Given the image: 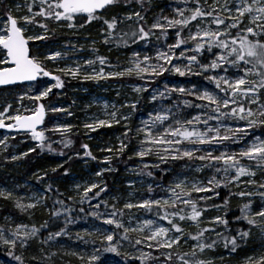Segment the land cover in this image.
Instances as JSON below:
<instances>
[{"label":"rangeland","instance_id":"obj_1","mask_svg":"<svg viewBox=\"0 0 264 264\" xmlns=\"http://www.w3.org/2000/svg\"><path fill=\"white\" fill-rule=\"evenodd\" d=\"M4 2L7 5V9L11 8L13 16L19 18L26 14V7H24L26 0H5ZM220 2L223 3V0H220ZM150 3L155 4L154 8L156 10L149 25L152 31L150 36H155L153 32L158 33L157 36L160 37L159 41L156 42V38L143 41L138 39L137 41L139 42L134 44L129 52H126L124 48L120 49L119 47L120 38L119 41L114 38L115 36H119L115 30H112L109 43H104L106 31L104 32L102 25L97 26L96 23H92L93 30L87 32L78 27L68 29L66 23L64 26H60L56 22L47 21L49 28L47 35L49 38L45 41H29V44L33 54L39 53L41 60H43L44 55L57 51L61 52L62 56L57 58V60H44V63L46 68L54 75L61 76L65 86L61 89L54 88L49 97L40 102L31 101L27 97L23 101H19L18 98L21 95L29 92L30 83L17 85L19 87H7L5 88V90L7 89L6 91L0 90V105H3L5 102L11 103L13 109L20 107L21 103L26 108L34 107L36 103H43L45 105V120L42 127L38 129L45 132L43 145L49 141L54 144H64L68 136L75 134H80L87 140L93 142L92 145L86 144L87 148L83 149L80 153L73 154L72 157L75 158L74 167L68 175L59 177L58 179L50 177L51 170L53 172L54 168H61L68 161L67 157H52V163L49 166L27 177L25 175L20 176V172L25 170L23 161L29 153L42 147L39 146L38 141L32 139L30 133L16 134L0 131V140L5 141L3 144H0V190L13 193L12 199L4 200L0 198V205L2 202L7 201L13 205V210L16 212V217L7 214L3 215L0 218V226L6 229L7 234L8 228H14L19 223L27 224L29 227L33 225L39 227L45 221H48V223L51 221H59L62 224L61 229H64V234L59 237H54L49 243L52 253H58L61 264H88L87 258L92 254L99 256V260L95 263L102 262L103 264H129L131 261H136L139 264H151L154 260L158 264H164L163 261L166 260L165 256L168 253H171L172 258L170 261L166 260L167 264H181L178 257L184 253H189V256H186L185 259L211 261V264H223L225 260L232 257L227 253V249L221 247L219 244L221 240H225L224 236L228 227L213 222L214 217L220 216L223 218L225 215V209L223 207L219 210L214 208L212 210L207 209L203 212L200 228L214 229V231L206 232L202 240L207 243L216 241V243L211 249H205L203 252L196 249V257H191V252L193 251L192 246L196 241L188 239L187 243H185V240L181 239L179 245H174L171 249L157 248L152 241H143L140 245H136V239L143 240V236L150 234L147 230L144 233L129 232V239L124 240L122 239L124 235L122 229H116L115 225H108L103 222L104 219L108 218V214L113 211V205L117 209H123L124 215L117 216L116 219L121 220L125 226L131 224V226L135 227L147 219L157 220L154 210L149 211L147 209L137 208L129 210L123 208L127 202L136 204L142 202L144 199H158L165 195L162 190L160 193L156 192L154 188L157 184L147 174L149 171L151 172L153 169L159 167L145 168L144 165L160 166L167 163H161L155 155L145 156L144 158L135 155L140 150V140L144 139L143 133L137 134L136 130L142 128L144 126L142 122L149 121L150 115L154 116L157 111L171 109L179 119L191 118L197 114L203 115V112L207 111L195 107H186L183 101H189L186 98L188 94L171 92L169 90L181 87L193 93L203 92L205 89L210 91L215 90V85L205 78L207 75H212L213 73L196 74L200 73L199 64H194L192 72H186L182 76L184 80L172 79V76H180L177 73L171 71L163 73V75H166L165 78L153 88H149L145 84V81H150L157 76H145L144 79H141L135 74H132L122 77L110 76L106 79L97 80L84 78L85 75L93 74V70L99 72L101 67L104 68L105 74L131 67V62L136 59L135 54L139 55L141 61H143L145 56H149L152 58L151 63H162V61L155 60L157 52H166L168 45L175 43V32L177 29L162 31L160 29H153L152 25L157 21L162 24L166 23L163 19L164 17H176L175 10L177 8L191 7L192 0H187V2L185 0H165L160 6L157 5V0H150ZM17 5L21 6L19 11H17ZM1 10L2 8L0 7V18L6 20L7 10L4 11L5 14ZM123 12L125 21L137 22V18L133 15L135 12H139L145 19V15L140 12V7H127ZM129 15H132L131 20L126 19ZM109 17L108 20H111L112 17ZM20 23L23 24V21L21 20ZM197 23L199 21H193L189 26L192 32L196 31ZM201 26L203 27V25ZM28 28L29 31L26 32V35L34 36L44 34V30L35 25H29ZM189 28L183 29L181 33L183 37H188ZM53 29L55 31H52ZM113 32H115V35H113ZM120 36H124V34H120ZM192 47L191 42L183 45L181 49L176 50V56L179 57L180 51ZM116 49L119 51L114 52ZM218 51L219 49H213V52ZM112 52H114L113 58L109 57ZM193 54L190 51L185 52V56ZM196 55L198 61L201 63H209L214 59L212 53L206 50ZM98 56L106 59L104 66L99 64L97 60ZM88 60L94 61L95 63L92 65L85 64V61ZM173 63L184 67L189 62L186 58H179L175 59ZM77 65L80 66L81 72L75 78L71 75L65 76L56 71L57 68H75ZM237 71L236 68H230L229 74L236 73ZM217 73L219 75L225 74L220 69H217ZM126 77H133L138 81H125L124 78ZM249 78L256 79V77ZM54 83L55 81H52L49 77H41L39 84H34L32 93L29 94H38L36 93V88L40 85L49 86ZM136 88L146 90L137 92L135 91ZM160 93H165V96L161 97ZM153 95L157 96L156 100H152ZM188 96L194 98L195 101H190L193 104L202 103L195 99V95ZM261 100L264 101V96L261 97ZM132 105L136 107L141 106L139 112L137 110L135 111L131 107ZM52 107L61 108L64 111L54 112L51 110ZM252 107L253 111H256L257 106L253 105ZM113 112L116 113L115 117L111 115ZM124 117H127V119H124ZM100 120H104L105 125L99 126L98 122ZM172 122L171 119L166 121L163 127H166ZM224 123L233 128L237 126L236 122L232 120H227ZM239 123L241 127L244 126V122ZM86 124H92L94 130L86 128ZM209 125L215 126L216 121H209ZM115 126L126 127L128 130L131 129L134 143L129 145L124 141L123 135L128 131L127 129H123V131L111 129L112 131L108 134L106 142L95 135L96 132H102V128H113ZM157 127L162 130V126L158 125ZM199 127L203 129L204 126L201 124ZM57 128L60 131H55ZM65 129L67 130L65 131ZM246 131L247 135L242 139L238 134L236 138L224 141L223 144L197 145L196 147L203 148L206 151H212L214 155H219L221 151L238 153L241 148L246 146V142L251 141L255 137L258 136L264 139V125H257L253 128L246 129ZM5 137H7L6 140ZM121 142L127 145L124 150L128 149L129 154L132 157H136L137 161L135 164L122 169L112 191L105 184L104 173H109L114 170L111 166V160L118 157V153L121 152L119 151ZM185 146L193 147L191 145ZM109 148L112 149L111 152L106 150ZM24 153H27V155H23ZM203 154L204 152H197L195 155L199 156ZM12 156L19 158L13 160ZM170 161L172 160L168 162ZM242 163L248 166L251 171L255 172V175L241 177V181L251 179L255 183H240L239 187H236L235 183L231 184L233 187L234 204L240 208L244 204H250L251 211L254 213L260 207L264 206V187H260L261 184H264V164L258 166L255 161H248L247 159L242 160ZM205 165L204 163H198L193 168H186V172L175 177L173 181L187 179L189 186L192 181L204 182L206 184L208 179L203 176ZM222 175L223 173H220L217 177L219 178ZM93 184L97 185V187L92 188L91 192L84 197L85 189L90 188ZM149 187L152 188V193H149ZM101 189L104 190L101 191ZM240 191L250 193V195L241 197L235 194ZM53 192H55L54 198L51 197ZM96 193H99V195L97 196ZM202 196L216 197L213 193L193 194V197L197 200ZM82 197H84L83 202L81 200ZM37 198L40 199V206L36 209L29 210V212H21L15 207L16 199H20L22 203L27 204L34 203ZM58 201H63V204L58 203ZM97 205L99 207H96ZM53 212H59V215L53 216ZM93 212L97 213L100 218L97 219L96 216H93ZM239 214L241 215V213ZM34 215L38 216V218L41 216L40 224L33 223ZM6 217L8 218L7 220L5 219ZM176 222L183 228L185 234H195L197 231L196 226L191 221H179L177 219ZM243 222L250 229L249 236L255 244V251H251L240 262L250 264L248 261L249 257L257 259L259 256L264 255V232L261 231L260 227H253L248 225L246 221ZM158 223L170 227L167 221H158ZM47 228L41 230L45 232ZM217 233L220 235L218 236ZM107 234L114 235V243H116L119 255L103 250L108 242L104 241L102 243L101 241L102 237ZM149 243H152L154 246L148 247L147 245ZM96 249H100V251L96 252ZM153 252H155L156 256H160L164 260L157 259L156 257V259H152L154 258ZM0 255H4L8 259L12 258L3 246H0ZM81 256L84 257L83 260L79 258ZM45 257L41 258L43 263Z\"/></svg>","mask_w":264,"mask_h":264},{"label":"snow or ice","instance_id":"obj_2","mask_svg":"<svg viewBox=\"0 0 264 264\" xmlns=\"http://www.w3.org/2000/svg\"><path fill=\"white\" fill-rule=\"evenodd\" d=\"M117 2L118 0H26L24 5L26 14L19 18L13 16L11 8L7 9L6 20L0 18V86L30 82L29 92L21 95L18 99L23 101L27 97V99L35 102H40L49 97L54 88H63L65 84L61 76L54 75L46 68L44 63V60H57L62 56L61 52L57 51L44 55L43 60H41L39 53L33 54L29 41H45L49 38L47 35L49 31L47 21L56 22L60 26H64L66 23L68 29H74L77 25L83 28L85 24L103 19V23L107 26L104 43H109L112 30L117 27V18L104 19L101 10H106L108 6ZM20 7V5H17V11ZM175 12L176 17L163 18L166 23L162 24L157 21L152 25L153 29L162 31L177 29L175 43L169 44L166 52H157L155 60L162 61V63H151L152 58L149 56H145L141 61L139 55L135 54L136 59L131 62V67L107 74H105L104 68L101 67L99 72L93 70V74L85 75L84 78L97 80L106 79L110 76L122 77L135 74L137 77L144 79L145 76L158 77L169 71L184 76L186 72H192L194 64H199L200 67V73L196 74L213 73L205 78L215 85L214 91L205 89L203 92L193 93L182 87L169 90L181 94L195 95V99L202 103L193 104L185 100L183 104L186 107H195L207 111H204L203 115L197 114L185 119L177 118L171 109L157 111L154 116L150 115V120L143 121L144 126L136 130L137 134L143 133L144 139L140 140V150L135 155L140 158L155 155L161 163H167L169 160L195 158L207 161L206 167L214 168L216 174L223 173V175L218 178L214 174L206 184L192 181L190 186L187 179H177L166 188L161 186V190L165 193L164 196L158 199H144L136 204L127 202L123 206L124 209L129 210L133 208L154 210L157 220L147 219L135 227L131 224L125 226L121 220L116 219L117 216L124 215L123 209H117L113 205V211L103 221L105 224L115 225L116 229H122L124 233L122 239L124 240L129 239V232L144 233L147 230L150 234L143 236V240L136 239V245H140L143 241H152L157 248L171 249L174 245L178 246L181 239H184L185 243L188 239L196 241L191 252V257H196V249H199L200 252L211 249L216 241L207 243L202 240L206 232L214 231V229L200 228L201 217L207 209L198 207V200L193 197V194L213 193L214 196H219L220 193L216 189L221 185L227 187L235 183V186L239 187L240 183H255L251 179L241 181V177L255 175V172L244 165L242 160L255 161L258 166L264 164V139L258 136L246 142V146L241 148L238 153L221 151L219 155H214L212 151L196 147L197 145L223 144L224 141L233 140L238 134L242 139L247 135L246 129L264 125V101L261 100V97L264 96V0H223V3L220 0H211V2L209 0H192L191 7L177 8ZM133 15L137 18V22L144 19L139 12H135ZM126 19L131 20L132 15H129ZM21 20L23 24L20 23ZM193 21H199L195 32H192L189 28ZM29 25H35L43 29L44 34L26 35V32L29 31ZM185 28H189L187 38L181 35ZM52 31H55V29ZM150 34L151 30L146 31L143 26L138 28V32L132 31L131 33L133 38L138 37L140 40L148 39ZM127 35L128 33H124V36ZM190 42L193 47L180 51L179 57H177L176 50L181 49L183 45ZM213 49H219V51L213 52ZM205 50L214 56V59L209 63H201L197 59L196 54ZM186 51L194 54L185 56ZM179 58H186L189 62L188 65L181 67L174 64L173 61ZM97 60L101 66L106 64L104 57L98 56ZM93 63L95 62L91 60L85 61L87 65ZM230 68H236L238 71L229 74ZM217 69L222 70L225 74L219 75ZM56 71L75 78L80 74L81 68L77 65L75 68H57ZM41 77H49L55 83L49 86L40 85L36 88L38 94H29L32 93L33 85L39 84ZM249 77H256V79H250ZM144 90L146 89H135L137 92ZM160 96L164 97L165 93H160ZM156 99L157 96L153 95L152 100ZM253 105L257 106L256 111H253ZM131 107L135 108L136 106L132 105ZM51 110L54 112L64 111V109L56 107H52ZM45 114L46 109L43 103H36L32 108H26L21 103L20 107L13 109L11 103L5 102L0 105V128H6L17 133H30L32 139L38 141L39 146L43 147L45 132L38 130V126L44 123ZM111 115L115 117L116 113L113 112ZM124 119H127V117H124ZM170 119L173 122L163 127L164 123ZM213 120L216 121V125L210 126L209 121ZM227 120L236 122L237 126L235 128L227 126L224 123ZM239 122H244V126L241 127ZM98 124L103 126L105 121L100 120ZM201 124L204 126L203 129L199 127ZM158 125L162 126V130L158 129ZM85 127L94 130L92 124H86ZM55 131H60V129L57 128ZM124 135L128 136V132H125ZM6 139L7 137H5ZM4 142V140H0V144ZM185 145L193 147H186ZM83 147L87 148V145ZM126 147L127 145L121 142L119 151L123 152ZM106 150L112 151L111 148ZM197 152H204V154L197 156L195 155ZM23 155H27V153ZM18 158L12 156L13 160ZM144 167H159V165L150 166L145 164ZM147 174L152 175L150 171ZM95 187L97 185L93 184L90 188L85 189L84 197ZM260 187H264V184H261ZM103 190L101 189V191ZM148 191L152 193L153 190L149 187ZM235 194L241 197L250 195V193L244 191ZM96 195L98 196L99 193H96ZM84 197L81 198L82 202ZM0 198L4 200L12 199L13 193L0 190ZM211 199H213L212 196L199 197V200L202 201ZM58 203L63 204V201H58ZM228 203V199L225 198L224 205ZM38 206H40L39 198L34 203L27 204L22 203L20 199L15 201V207L21 212H29V210L36 209ZM96 207H99V205ZM212 207L219 210L221 205L213 203ZM240 213L241 215L236 217L237 221H246L248 225L260 227L261 231L264 232V206L253 213L250 204H244L240 208ZM52 215L58 216L59 212H53ZM92 215L96 216L97 219L100 218L95 212ZM177 219L179 221H191L197 228L196 233L185 234L183 228L176 222ZM158 221H167L170 227H166ZM213 222L225 226L228 224V221L220 216L214 217ZM47 226L48 221H45L39 227L35 225L29 227L27 224L19 223L14 228H8L7 234L6 229L0 226V246L7 249L8 255L17 264H25L24 257L16 255L14 250L18 246L21 249H27L29 241L38 239L41 229H45ZM63 234L64 229L49 233L47 238L41 241V244ZM217 235L220 234L217 233ZM249 235L250 229L248 231L238 230L237 235L231 237V239L225 237V247L230 244L232 246L231 250L235 251L238 246V239L244 240ZM104 241L108 242L107 246L103 248L105 252H114L119 255L113 234L103 236L101 242ZM154 245L149 243L147 246L153 247ZM95 251L99 252L100 249ZM39 252L42 256L44 249L40 248ZM51 255H55V253ZM186 256H189V253H184L178 257L181 264H211V261L185 259ZM79 258L84 259L83 256ZM171 258V253L165 256L166 260H171ZM29 259L34 261L35 264H43V261L37 255H32ZM87 259L88 264H95L99 260V256L92 254ZM248 261L250 264H264V255L259 256L257 259L249 257Z\"/></svg>","mask_w":264,"mask_h":264},{"label":"trees","instance_id":"obj_3","mask_svg":"<svg viewBox=\"0 0 264 264\" xmlns=\"http://www.w3.org/2000/svg\"><path fill=\"white\" fill-rule=\"evenodd\" d=\"M5 0H1V8L2 12L5 14L4 11L7 10V5L4 2ZM165 0H157V5L160 6L163 4ZM155 4L150 3V0H118V2L114 5L108 6V8L102 12L103 13V18L108 19L110 18L109 16L116 17L117 18V27L114 29L117 31L119 36H115L114 38L119 41L120 38V49L124 48L126 52H129L130 49L134 46V44L138 43V37L133 38L131 33L132 31H137L140 26H143L146 31L151 30L150 28V21L154 17V12L156 11L154 8ZM127 7H140V12L145 15V19L140 20L139 22H130V21H125L124 20V10ZM107 11V12H106ZM107 14H106V13ZM92 23H96L97 26L102 25V29H104V32L107 31V26L103 23V19L93 21ZM91 24H85L83 28H80L79 25H77L78 28L81 30L91 32L93 30V26ZM152 32V31H151ZM158 32V31H157ZM128 33L127 36H120V34ZM155 36H149L148 39L146 40H152L156 38V42L160 40V37L157 36L158 33L153 32ZM113 35H115V32H113ZM123 38V39H122ZM154 40V41H155ZM126 41V42H125ZM143 41V40H140ZM119 50L116 49L114 52H118ZM114 52L111 53V58H113ZM166 75H161L159 77H155L150 81H145V84L148 85L149 88L155 87L157 84H160V82L165 78ZM175 80H184L182 76H172V79ZM125 81L133 82V81H138L137 79H134L133 77H126L124 78ZM144 82V81H143ZM19 87V86H17ZM1 91H6L5 88L0 89ZM186 98L189 101H195L193 97L191 96H186ZM135 111L141 109V106H137L134 108ZM102 132H96L95 135L98 136L102 141L106 142L108 134L112 131L111 129L123 131L121 126H115L113 128H102ZM128 130V129H127ZM126 130V131H127ZM128 136L123 135L124 141L128 143L129 145L134 143V138H133V132L132 131H127ZM102 133V134H101ZM70 141V143H68ZM93 142L87 140L85 137H83L80 134H75V135H70L66 138V142L64 144H59V143H52L51 141L46 142L43 146L44 148H39L31 153H29L25 160L23 161V165H25V170L23 172H20V176L25 175V176H32L36 171L42 170L43 168L47 167L52 163V157H67L68 161L66 164H64L61 168H54L55 171L52 172L50 177L52 178H59L68 175L74 167V161L75 158L72 157L73 154L75 153H80L85 147H83L86 144L92 145ZM198 156V155H197ZM96 158V157H94ZM70 159V160H69ZM97 161V159H96ZM137 161L136 157H132L129 154V150H124L123 152L118 153V157H115L111 160V166L114 168V170L110 171L109 173H104V181L107 186L113 191L114 187L116 185V180L119 177V173H121L122 169L128 167L129 165L135 164ZM98 162V161H97ZM198 163H204L207 164V161H201L198 159H188V158H183V159H177V160H172L170 162H167V164L160 165L159 168L153 169L151 171V179L153 182L157 184V186L154 188L157 193L161 192V186L164 188L168 186L172 181L174 180L175 177H177L180 174H183L186 172V168H193L195 164ZM220 175L215 173L214 168H209L205 166L204 170V178L209 179L213 175ZM217 192L220 193L219 196L214 197L211 200L207 201H202L198 200V207L201 208H206V209H214L212 207V204L215 203L217 205H221V208L223 207L225 209V215L223 216V219H226L228 221L227 227L228 230L225 233L224 237H228L231 239V237L237 235L238 230H244L248 231V227L246 226V223L243 222L242 220L237 221L236 217L240 216V207L234 204V198H233V187L232 185H228L227 187H219L216 189ZM231 193V194H230ZM51 194V193H50ZM55 192L51 194V197L54 198ZM227 198L229 203L227 205H224V199ZM10 215L12 217H16V212L13 210V205L7 201L2 202L0 205V218L3 215ZM35 216V215H34ZM33 216V217H34ZM26 218V216H25ZM40 218L38 216L34 217L33 223L40 224ZM224 225V224H223ZM225 226V225H224ZM62 224L59 221H51L48 223V228L47 231L41 230V233L39 234L38 239H33L29 241V246L27 249H21L19 246L14 250L16 255H22L25 259V264H35L34 261H31L29 258L32 255H37L40 257H45L47 255V259L44 260L43 264H61V261L58 257V253L55 255H51L52 251L50 250V243L49 241L47 243L41 244L42 240H45L46 237L48 236L49 233H54L57 230L61 229ZM226 241L221 240L220 245L221 247H224L227 249V253L232 256L230 259L225 260L223 264H244L240 262L242 259H245L248 254L251 253V251H255V244L252 242V239L250 236H248L244 240L238 239V246L235 251L231 250V245L229 244L227 247H225ZM40 248L44 249V253L41 256L40 255ZM154 258L152 259H161L160 256H156L155 252H153ZM156 257V258H155ZM170 261V260H169ZM164 264H167V261H163ZM0 264H17L16 261H14L12 258L8 259L4 255H0ZM95 264H103L102 262H97ZM129 264H139L136 261H131ZM142 264H147V263H142ZM151 264H158L156 260L152 262Z\"/></svg>","mask_w":264,"mask_h":264},{"label":"water","instance_id":"obj_4","mask_svg":"<svg viewBox=\"0 0 264 264\" xmlns=\"http://www.w3.org/2000/svg\"><path fill=\"white\" fill-rule=\"evenodd\" d=\"M102 12H104L105 10H101ZM27 83H30V82H24L23 84H27ZM23 84H15V85H5V86H0V89L2 88H7V87H12V86H17V85H23ZM43 125V124H42ZM42 125L38 126V129L40 127H42ZM0 131H4V132H8V133H16V134H20V133H25V132H20V133H17L16 131H12V130H9V129H6V128H0Z\"/></svg>","mask_w":264,"mask_h":264}]
</instances>
